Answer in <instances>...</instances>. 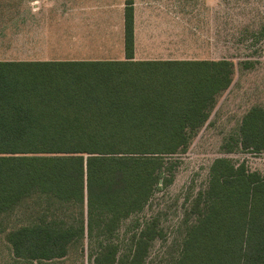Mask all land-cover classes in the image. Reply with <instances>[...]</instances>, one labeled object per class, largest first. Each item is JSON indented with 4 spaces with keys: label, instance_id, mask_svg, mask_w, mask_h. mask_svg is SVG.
Masks as SVG:
<instances>
[{
    "label": "trees",
    "instance_id": "1",
    "mask_svg": "<svg viewBox=\"0 0 264 264\" xmlns=\"http://www.w3.org/2000/svg\"><path fill=\"white\" fill-rule=\"evenodd\" d=\"M133 25L126 0L123 60L0 61V220L31 195L75 209L72 220L9 230L15 259H64L86 231L99 238L96 264H145L161 237L155 222L135 224L120 257L110 240L172 182V158L210 117L234 63L134 60ZM238 149L264 151L263 107L242 117ZM184 221L180 254L166 264H264V176L215 158Z\"/></svg>",
    "mask_w": 264,
    "mask_h": 264
},
{
    "label": "rangeland",
    "instance_id": "2",
    "mask_svg": "<svg viewBox=\"0 0 264 264\" xmlns=\"http://www.w3.org/2000/svg\"><path fill=\"white\" fill-rule=\"evenodd\" d=\"M24 1L9 0L7 6L2 5L0 9L22 10ZM223 1L224 27L217 36L220 43L214 49L206 44L205 36L187 34L177 26L171 35L155 29L138 32L134 60L227 59L234 63V76L229 87L216 97L210 117L192 135L186 150L172 158L177 160L172 182L156 191L141 212L123 220L118 237L110 239L117 245V257L127 252L131 227L139 224L141 228L146 222H155L162 235L149 243L145 264H166L180 254L187 227L185 217L193 198L206 188L209 168L215 158L228 157L236 164L243 162L249 170L264 176V151L252 153L238 149L242 117L254 106L264 108V0ZM192 2L166 1L160 5L161 13L173 14L180 20L189 12L197 15L199 4L197 0ZM104 35L89 31L79 33L72 40L53 43L48 52L57 57L54 61L123 60L125 49L121 32L113 35V40ZM230 147L232 152H227ZM74 211V208L47 203L39 195L23 199L0 220V264H96L99 238L88 236L86 231L70 245L66 258L45 263L15 259L6 241L9 230L43 219L72 220L70 212Z\"/></svg>",
    "mask_w": 264,
    "mask_h": 264
},
{
    "label": "crops",
    "instance_id": "3",
    "mask_svg": "<svg viewBox=\"0 0 264 264\" xmlns=\"http://www.w3.org/2000/svg\"><path fill=\"white\" fill-rule=\"evenodd\" d=\"M8 1L0 0V8ZM131 1L134 18V59H136L138 32L141 29L144 31L155 29L171 35L172 29L177 26L187 34L205 36L204 41L210 49H214V46L220 43L217 36L222 34L224 27L223 0H197L199 4L197 15L189 12L182 17V21L173 14L161 13L160 5L170 0ZM192 1L195 3V0ZM125 6L126 0H25L22 10L10 11L6 10L7 7L5 10L0 9V61L57 60V57L50 56L48 52L53 43L65 39L68 41V38L72 40L79 33L85 34L87 31L105 34L104 36L112 40L113 35H117L120 31L124 44ZM111 45L110 41L109 46Z\"/></svg>",
    "mask_w": 264,
    "mask_h": 264
}]
</instances>
